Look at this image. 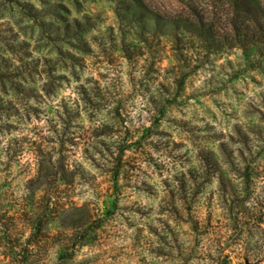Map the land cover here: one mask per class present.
Segmentation results:
<instances>
[{
  "label": "rangeland",
  "instance_id": "1",
  "mask_svg": "<svg viewBox=\"0 0 264 264\" xmlns=\"http://www.w3.org/2000/svg\"><path fill=\"white\" fill-rule=\"evenodd\" d=\"M134 14L111 0H0V264H255L243 247L264 231L221 220L235 164L264 138V57L197 38L177 55L165 34L141 42ZM41 162L65 166V183L45 190ZM44 195L89 208L86 238L52 222L27 244Z\"/></svg>",
  "mask_w": 264,
  "mask_h": 264
},
{
  "label": "trees",
  "instance_id": "2",
  "mask_svg": "<svg viewBox=\"0 0 264 264\" xmlns=\"http://www.w3.org/2000/svg\"><path fill=\"white\" fill-rule=\"evenodd\" d=\"M111 1L119 5L127 3L132 8L138 23H132V26L129 24L128 27L130 31H136L141 42L157 41L159 40L157 36L165 34L171 43L170 50L177 55L183 54V47H180L183 38L189 43L197 38L204 44V48L213 52L240 49L249 57L252 51H256L259 57H264V1L262 0H179L185 4V7L174 13L163 14L158 10L149 9L146 0ZM205 5H212L213 10L208 11ZM116 13L124 21L120 10H116ZM218 14H221V17L217 16ZM256 63L260 65V62ZM182 82L183 75L173 77L176 86H182ZM250 141L252 145L247 150L249 160L245 161L244 158L243 166L235 164L234 168L241 180V187L235 190L234 195H224L222 198L226 213L221 223L226 231H237L240 235L243 231H247L251 237H254L257 231H264V193H256L257 181H264V165L258 161L264 155V146L256 143L258 141L264 143V138L253 135ZM237 152L239 157L243 158L242 150ZM55 169L51 164L44 162L38 165L37 177L43 178L42 185L45 190L52 185L58 188L65 183V166H61L60 170ZM53 177L54 182H52ZM219 180L225 192L226 186L224 188L221 176ZM247 199H251V207L245 212L234 208L236 202ZM41 200L43 211L37 218L36 231L28 238L29 246L37 243L39 237H49L46 229L52 222L65 224L75 239L86 238L92 220L90 210L85 204L66 206L62 199L53 195H44ZM76 211H79L77 217ZM243 250L246 259H252L255 264H264V239L261 243L257 240L250 246L244 245ZM61 251L62 254L66 253L62 248Z\"/></svg>",
  "mask_w": 264,
  "mask_h": 264
},
{
  "label": "water",
  "instance_id": "3",
  "mask_svg": "<svg viewBox=\"0 0 264 264\" xmlns=\"http://www.w3.org/2000/svg\"><path fill=\"white\" fill-rule=\"evenodd\" d=\"M247 264H253V263H247Z\"/></svg>",
  "mask_w": 264,
  "mask_h": 264
}]
</instances>
